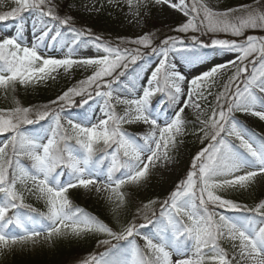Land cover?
Segmentation results:
<instances>
[{
    "label": "snow or ice",
    "instance_id": "obj_1",
    "mask_svg": "<svg viewBox=\"0 0 264 264\" xmlns=\"http://www.w3.org/2000/svg\"><path fill=\"white\" fill-rule=\"evenodd\" d=\"M0 6V254L67 243L91 245L72 264H264V196L238 198L264 190V0ZM101 15L129 34L97 33Z\"/></svg>",
    "mask_w": 264,
    "mask_h": 264
},
{
    "label": "rangeland",
    "instance_id": "obj_2",
    "mask_svg": "<svg viewBox=\"0 0 264 264\" xmlns=\"http://www.w3.org/2000/svg\"><path fill=\"white\" fill-rule=\"evenodd\" d=\"M6 10L5 7L0 6V11ZM89 23L91 24V26L93 27V29L100 34H103L105 36H115L117 33H119L120 35H127L129 34V31L125 28H122L120 26V22L118 20H115L111 17H108L106 15H101L99 18L94 19L89 21ZM57 87H63V85H58ZM50 95L52 96L53 93L50 91H47ZM189 139H191L189 141ZM187 141V151L189 153H192L195 151L196 147H198L199 145L196 144L194 145V141L192 138H189ZM190 145V147H189ZM186 159V158H185ZM163 192H162V188L157 185L154 187H150L147 190V195L151 196L153 198H156L158 196H162ZM144 194L141 193L139 198H143ZM262 196H264V190H257L252 197H248L247 195H245L243 198L244 199H251V201L253 202V200H258L259 198H261ZM138 198V199H139ZM75 202L81 206L84 207L86 210H89V212L93 213V214H97V215H101L102 218H105L107 213L105 212L104 209V205H103V201L100 202H96L94 199L91 198H85L83 196H76L74 197ZM53 251V249H48V248H37L35 250H19L17 249L14 252L11 253H3L0 254V261L3 262L4 261H12L14 259H16L19 262H24L27 260L28 257H35V256H44V255H50V253ZM74 258L70 261H68L66 264H72Z\"/></svg>",
    "mask_w": 264,
    "mask_h": 264
},
{
    "label": "trees",
    "instance_id": "obj_3",
    "mask_svg": "<svg viewBox=\"0 0 264 264\" xmlns=\"http://www.w3.org/2000/svg\"><path fill=\"white\" fill-rule=\"evenodd\" d=\"M49 95L50 94L46 90H41L37 93L27 95L22 94L21 98L25 105H29L32 103L46 102V100L50 97ZM0 106H3L2 100H0ZM190 140L191 139H189V141ZM238 198L246 200L248 203H252L251 199H244L243 197ZM90 248L91 245L89 244L76 245L63 243L58 247L53 248V251L50 253V255L28 257L24 262H19L16 259L12 261L3 260V262L0 261V264H66L68 261L77 257L78 255L86 253V251H88Z\"/></svg>",
    "mask_w": 264,
    "mask_h": 264
}]
</instances>
